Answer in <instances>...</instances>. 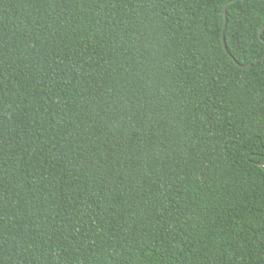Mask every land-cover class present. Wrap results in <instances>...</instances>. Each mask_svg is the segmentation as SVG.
I'll list each match as a JSON object with an SVG mask.
<instances>
[{
    "label": "trees",
    "instance_id": "trees-1",
    "mask_svg": "<svg viewBox=\"0 0 264 264\" xmlns=\"http://www.w3.org/2000/svg\"><path fill=\"white\" fill-rule=\"evenodd\" d=\"M0 264H264V0H0Z\"/></svg>",
    "mask_w": 264,
    "mask_h": 264
},
{
    "label": "water",
    "instance_id": "water-1",
    "mask_svg": "<svg viewBox=\"0 0 264 264\" xmlns=\"http://www.w3.org/2000/svg\"><path fill=\"white\" fill-rule=\"evenodd\" d=\"M229 2H230V1H228V2L225 4V6H224V8H223V10H222V13H223L224 16H225V24H226V22H227V6H228ZM223 43H224V47H225L227 53L229 54V56H230L232 59H234V61H235L238 65H240L241 67H247V66H250V65L252 64V62H249V63H247V64H241V63H239V62L237 61V59H235V57L233 56V54L228 50L227 45H226L225 40H224V36H223Z\"/></svg>",
    "mask_w": 264,
    "mask_h": 264
}]
</instances>
